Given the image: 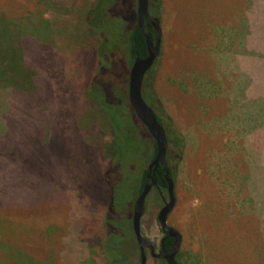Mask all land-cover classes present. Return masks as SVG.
<instances>
[{
    "label": "rangeland",
    "instance_id": "rangeland-1",
    "mask_svg": "<svg viewBox=\"0 0 264 264\" xmlns=\"http://www.w3.org/2000/svg\"><path fill=\"white\" fill-rule=\"evenodd\" d=\"M94 1L0 0V16L20 23L40 13L48 31L21 43L35 92H0V264L107 263L104 225L118 218L106 212L103 182L113 137L87 98L98 39L80 20ZM116 10L132 22L134 1ZM157 18L160 51L147 82L160 119L184 142L169 145L175 205L167 221L181 234L179 261L264 264V0H161ZM1 33L0 58L15 57L16 37ZM125 122L120 143L140 140L148 155L147 133L130 114ZM133 192L120 203L129 207ZM161 200L151 191L140 221L155 250ZM133 243L122 252L140 264ZM146 264L165 263L147 254Z\"/></svg>",
    "mask_w": 264,
    "mask_h": 264
},
{
    "label": "trees",
    "instance_id": "trees-1",
    "mask_svg": "<svg viewBox=\"0 0 264 264\" xmlns=\"http://www.w3.org/2000/svg\"><path fill=\"white\" fill-rule=\"evenodd\" d=\"M37 1L43 2L44 4L50 2V0ZM119 1L120 0H95L91 5L82 8L83 12H80L82 24L88 28L90 33L96 35L98 39L96 48L98 65L90 81L89 95L87 98L96 102L98 112L102 118L106 119L107 130L113 137V142L107 149L111 165L103 175V182L111 195V203L106 209V212L108 214V212L111 211L114 216L118 215V218L116 220H108V223L104 225L105 236L102 240V251L106 257V264H128V253L122 252V248L128 240L134 242L135 250L138 251L127 214H129L130 218L133 208H131V205L141 193L144 184L148 182L146 178L148 172L147 167L153 160L156 152L154 141L143 125L136 119L127 101V73L129 72L133 59L136 55H138L139 58L147 56L145 39L137 22L136 0H133V20L127 24L119 21L120 16L117 13L119 11L116 10V4ZM160 3L161 0H149L148 3L149 15L155 17L157 20ZM26 21H20V23H18L12 19L8 20L0 16V28H2V33L0 32L2 34L1 38L6 39L7 37L14 36L16 37L15 41L18 43V46L14 48L18 53L15 57L4 56L0 58V92L5 91V87L9 92L21 94L35 92V78L37 74H35L34 71L31 72L25 66L23 52L25 49L22 50L21 43L23 40H29V37L32 35L45 38L47 35L44 36L43 34L48 32L47 21L44 20L40 13L30 15ZM145 30L150 39L155 41V31L150 23H145ZM152 70L153 67L144 76L141 94L144 101L148 102L147 105L158 118L159 123L165 129L168 143L166 163L169 176L174 183L173 170L170 165L172 155L169 152V145L171 142H174L179 149L182 148L184 142L181 134L171 132V130L168 129L170 125H165L157 113L159 109L154 104L159 101L154 97V92L148 87L150 84L147 82L148 76ZM16 78L20 80L23 79L20 85L14 83ZM9 79H11L13 84L9 82ZM123 103L129 108V111L125 109L126 113L120 110L122 107L121 104ZM129 114L131 118L133 117L136 124L141 126L147 133V138H150L148 148L150 150L149 153L152 155L149 158L147 157L149 153L146 155V152L141 151L143 143L140 140L135 142L136 145L135 143H120L121 138L124 137L123 131H125V129L127 130L125 119L126 117L128 118ZM134 146L136 150H134ZM177 153H179V151H177ZM140 156H145V159L142 162L141 169L137 170L136 161H141ZM153 178L155 180V186L151 191H154L161 200V195L165 194L167 196V182L160 166L156 168ZM131 188H134V195H132L130 206L125 207V205H122L123 203H120L119 198L122 197V193L128 192ZM162 233L163 248L164 251L168 252L172 247L173 239L168 238L164 232ZM178 255L179 251L177 260H179ZM138 261L140 263L139 252Z\"/></svg>",
    "mask_w": 264,
    "mask_h": 264
},
{
    "label": "water",
    "instance_id": "water-1",
    "mask_svg": "<svg viewBox=\"0 0 264 264\" xmlns=\"http://www.w3.org/2000/svg\"><path fill=\"white\" fill-rule=\"evenodd\" d=\"M148 3L149 0H136L137 22L145 39L147 56L139 58V56L136 55L133 59L128 72L127 101L136 119L143 125L149 136L154 141L156 152L153 160L147 167L148 172L146 178L148 182L144 184L141 193L138 195L133 204L131 229L140 251V264H146V250L150 252L152 258L164 260L166 264H179L175 257L180 249L181 234L173 227L169 226L167 221L168 215L175 205V195L174 183L172 178L169 176L166 163V152L168 148L166 132L163 126L159 123L153 110L142 98L141 94L144 76L152 68L159 55L161 39L159 21L157 19L153 20L149 15ZM145 23H150L152 25L155 31V41L151 40L147 35ZM158 166L161 167L164 178L167 182V200L162 197L163 206L157 214V222L161 231L164 232L168 238L173 239V244L168 252L164 251L161 246V249L155 253L153 244L141 234L140 221L145 212L146 197L155 186L153 176Z\"/></svg>",
    "mask_w": 264,
    "mask_h": 264
},
{
    "label": "flooded vegetation",
    "instance_id": "flooded-vegetation-1",
    "mask_svg": "<svg viewBox=\"0 0 264 264\" xmlns=\"http://www.w3.org/2000/svg\"><path fill=\"white\" fill-rule=\"evenodd\" d=\"M150 16H151V15H150ZM151 17H152L153 20L155 19V17H153V16H151ZM161 246L163 247V236H162V238H161V240H160V242H159V248L156 249V250H155V248H154L155 253H157V252L161 249ZM137 249H138L139 256H140V251H139L138 245H137ZM163 249H164V248H163ZM145 253H146V255L148 254V255L151 257L150 252H149L148 250H146ZM177 254H178V253H177ZM154 259H155V258H154ZM175 259L177 260V255H176ZM157 260H160V261H162V262H164V263L166 264V262H165L164 260H161V259H157ZM177 261H178L179 264H182V263H180L179 260H177Z\"/></svg>",
    "mask_w": 264,
    "mask_h": 264
}]
</instances>
